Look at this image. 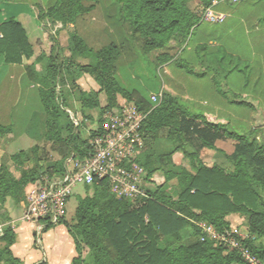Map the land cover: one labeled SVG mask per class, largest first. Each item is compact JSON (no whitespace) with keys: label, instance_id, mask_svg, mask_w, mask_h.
I'll return each mask as SVG.
<instances>
[{"label":"trees","instance_id":"16d2710c","mask_svg":"<svg viewBox=\"0 0 264 264\" xmlns=\"http://www.w3.org/2000/svg\"><path fill=\"white\" fill-rule=\"evenodd\" d=\"M52 1L46 11L38 14L28 0H2L0 4V86L10 67H23L24 81L37 88L40 101L39 110L30 115L23 133L68 150L61 162L47 167L39 145L10 155L9 162L5 154L1 156L0 223L4 225V235L0 238V264H22L12 251L17 235L10 224L7 202L19 209L27 202L28 187L45 177L65 175L70 151L76 161L89 159L93 153L91 140L107 132L106 114L121 108L120 99L148 114L143 125L145 147L136 160L147 173L146 181L162 173L166 182L177 181V195H170L165 184L156 187L148 198L137 200L118 199L107 179L84 186L86 196L77 198L71 222L65 216L57 224L65 226L74 241L76 257L72 264H248L236 250L201 240L197 222L204 221L224 233L231 231L227 220L231 215L248 216L249 237L242 242L264 264V134L259 139L260 147L254 149L250 139L257 137L258 130L241 132L231 128L230 123L211 122L205 114L193 111L188 101L170 92L163 94L159 104L150 100L151 94L160 91L161 69L167 66L194 79L210 77L216 92L229 105L255 112L253 101L229 87L235 73L244 77V86L248 87L252 74L249 62L223 47L211 51L208 42L194 46L190 54L186 52L199 27L221 25L202 20L207 9L219 12L220 6L227 5L233 10L241 4L263 0H198L204 8L202 13L195 11L189 0ZM98 7L106 32L118 33L120 42L111 40L97 48L80 31V22ZM21 14L35 17L41 25L60 23L64 28L72 27L71 55L60 60L53 48L43 72L35 67L38 58L33 64H25L35 52L18 20ZM136 41H141L140 46ZM124 48L134 58L122 63ZM143 71L146 79L155 81L154 91L147 96L139 87L125 83H136L139 75L136 79L134 75ZM64 75L78 79L89 76L99 87L94 92L81 89L76 96L83 111L99 113L98 129L91 132V140L74 133L77 126L66 111L65 95L58 91ZM12 132V125L0 124V144ZM224 139L236 142L234 153L227 154L232 170L219 165L210 167L201 156L203 150L224 153L217 147V142ZM178 152L188 158L191 169L165 170L166 164H174L173 157ZM191 237H197L195 243L181 242ZM260 240L263 242L258 244Z\"/></svg>","mask_w":264,"mask_h":264},{"label":"crops","instance_id":"0c3cea01","mask_svg":"<svg viewBox=\"0 0 264 264\" xmlns=\"http://www.w3.org/2000/svg\"><path fill=\"white\" fill-rule=\"evenodd\" d=\"M30 7L33 9L31 5ZM220 7L218 13L227 14L228 19L224 24H221V28L199 27L195 32L197 40L194 46L208 42L211 51L223 47L229 54L249 62L252 74L248 87L245 88V79L238 73L230 77L229 87L243 97L252 99L264 114V21H262L264 18V0L249 2L245 7L240 8L236 14L226 6ZM35 19L28 14H21L18 17V20L25 27L32 45V34L36 32ZM89 30L92 33L97 31L94 27H90ZM194 46L190 45L186 54L192 53ZM161 73L163 84L157 93L170 92L183 98L192 105L193 111L205 114L211 122L224 123L233 117L238 118L239 114L246 113L244 109L242 112L240 107L229 105L216 92L210 77L203 80L194 79L167 66H163ZM16 80L21 82L24 78L16 79V67H10L0 86V124L12 125L13 128L12 134L3 140L14 142L16 141ZM20 119L21 117H19ZM222 142L218 141L217 147ZM4 153L2 144H0V158ZM177 154L179 153H176L173 159L176 160ZM6 209L11 216L10 224L17 235V241L12 247L13 255L19 258L22 264H72V260L76 257V249L65 226L54 225L49 229L45 228L38 234L39 230L36 224L22 223L18 221L20 217L16 219V208L13 207L11 201L7 202ZM22 211L23 207H21V214ZM3 235L4 225L0 223V238ZM0 245L2 244L0 243Z\"/></svg>","mask_w":264,"mask_h":264},{"label":"rangeland","instance_id":"374dc122","mask_svg":"<svg viewBox=\"0 0 264 264\" xmlns=\"http://www.w3.org/2000/svg\"><path fill=\"white\" fill-rule=\"evenodd\" d=\"M2 1V0H0ZM30 5L33 7L35 12L41 13L42 11H46V9L52 5V0H28ZM189 4L192 8L202 13L203 6L198 0H189ZM246 4H241L240 8L244 7ZM238 6V7H239ZM226 7H228L226 5ZM237 8V7H236ZM234 8L231 10L234 14L240 10ZM36 24V32L32 34V41L35 56L31 60H26L25 64H33L35 62V58H38L36 61V69L40 72L45 71L46 68V60L49 57L53 48H55V53L58 55L59 59L62 60L64 57H69L71 53L69 52V32L72 29L71 27H62L59 24H40L37 19H35ZM80 31L90 39V43L94 47H100L111 40H115L120 42V37L118 33L108 34L105 29L106 24L103 19L102 11L100 7H98L93 13L87 16L82 22L79 24ZM208 25L204 24L202 27H207ZM222 25L215 26L216 28H221ZM90 27H94L97 29L96 33H92L90 31ZM1 37V36H0ZM197 40V35L194 36L192 40V46H194ZM141 41H136L137 47L140 46ZM172 51V50H170ZM171 52L175 54L176 52ZM128 49H123V56H122V63L128 62L130 59L134 58L132 53ZM157 53L152 55L154 59ZM131 55V56H130ZM176 56V55H175ZM188 61V60H187ZM189 62V61H188ZM144 71L141 74H135V79L139 75V78L136 79V83L134 82H127L126 86L128 87H139L143 95L147 96L152 93L155 89V81L152 79H146L144 76ZM25 78V71L23 67H16V79ZM16 82V141L11 140H3L2 148L5 151V155L7 156V162H9L8 158L10 155L19 153L21 151H27L31 149L35 145H39L42 149L41 156L44 159V165L50 166L55 162H61L63 157L67 154L68 150L66 146L63 145H53L46 142H38L34 139H31L29 136L26 135L24 129L26 127L25 123L29 119L30 115L38 111L40 108V101L37 96V88L33 85H28V83L24 80L21 82ZM85 90L87 92H94L99 89L98 85L95 83L94 79L89 76H83L80 79L76 78L73 75H64V82H61L58 86V91L65 95L67 100V108L66 111L69 113L71 120L76 124L77 130L74 132L75 135L79 134L83 140L90 139L91 132L98 129V118L99 113L97 110L94 111H83L81 108L80 103L77 101L76 96L80 90ZM188 93L187 90H185ZM249 99V98H248ZM252 101V99H250ZM101 101L103 104L106 102L105 95L101 96ZM254 103V102H253ZM121 107L125 104H128L126 100L120 99ZM255 104V103H254ZM256 106V105H255ZM256 111L249 112L247 111L245 114L242 113L243 109H240L242 114L232 119L227 120L223 124L230 123L231 128H234L239 131L244 130H258L257 137L250 139V142L253 143V148L256 149L260 147L261 143L259 141L260 137L264 134V114L258 109L256 106ZM107 115V114H106ZM19 117L21 119L19 120ZM91 117V118H89ZM67 136V133L64 134V137ZM91 140V139H90ZM264 143V142H263ZM236 142L232 140L224 139L222 143L219 144L221 150L224 153H219L217 151L210 152L208 150H203L201 152V156L203 157L204 163L208 166L219 165L225 169L232 170V164L228 160L227 154L234 153ZM71 148V146L69 147ZM190 150V149H189ZM177 156L174 159V164L164 166L165 170L169 172L175 171L178 167H186L187 169H191L190 162L188 158L184 157L182 152H178ZM73 153L70 151V155L67 159V162L73 160ZM209 159V160H207ZM215 161V162H210ZM15 172V171H14ZM17 175V173L15 172ZM165 181V177L162 173H158L151 178V181L147 180L144 185V191L148 194L154 191L156 187L165 184L166 191L172 195H177V181L171 180L169 182ZM79 196H86L85 189L83 186H77L74 188L71 198L66 206V218L67 220L71 221L75 214V210L77 207V198ZM21 208L16 209V219L20 217ZM229 223L231 224V231L236 232V234L240 235L242 238L246 239L249 237L248 231V216L246 215H231L227 218ZM197 240V237H191L189 239L184 238L181 241L184 244H193ZM263 241H257L258 244L262 243Z\"/></svg>","mask_w":264,"mask_h":264},{"label":"built area","instance_id":"2783aa9c","mask_svg":"<svg viewBox=\"0 0 264 264\" xmlns=\"http://www.w3.org/2000/svg\"><path fill=\"white\" fill-rule=\"evenodd\" d=\"M230 1L242 3L246 0ZM226 19V14L212 8L207 9L202 18L212 25L222 24ZM162 98V93L150 95L154 104H159ZM147 115L132 103L108 113L107 132L91 140L93 153L90 158L85 162L70 160L65 175L45 177L28 187L27 202L23 204L18 221L36 224L40 234L47 226L57 225L66 216V206L75 187L89 186L102 179L109 181L118 199L148 198L149 194L144 191L147 173L136 163L145 147L143 125ZM196 225L201 230L202 241L208 240L215 245L234 249L248 264H262L243 244L244 238L236 232L220 233L204 221Z\"/></svg>","mask_w":264,"mask_h":264}]
</instances>
